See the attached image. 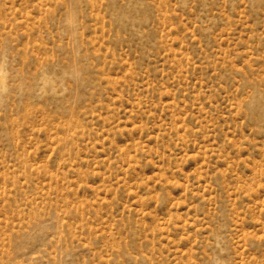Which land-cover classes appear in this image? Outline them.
Masks as SVG:
<instances>
[{
	"label": "rangeland",
	"instance_id": "374dc122",
	"mask_svg": "<svg viewBox=\"0 0 264 264\" xmlns=\"http://www.w3.org/2000/svg\"><path fill=\"white\" fill-rule=\"evenodd\" d=\"M0 264H264V0H0Z\"/></svg>",
	"mask_w": 264,
	"mask_h": 264
}]
</instances>
